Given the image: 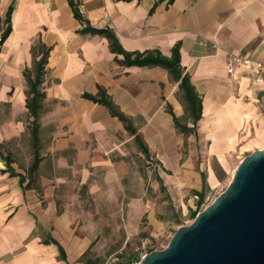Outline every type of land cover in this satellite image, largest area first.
Listing matches in <instances>:
<instances>
[{"label":"crops","instance_id":"1","mask_svg":"<svg viewBox=\"0 0 264 264\" xmlns=\"http://www.w3.org/2000/svg\"><path fill=\"white\" fill-rule=\"evenodd\" d=\"M71 1L81 20L69 0H0L1 25L12 9L0 46V264H103L102 249L137 237L143 216L152 227L137 154L159 158L165 175L176 173L171 183L199 197L225 179L234 156L264 144V0ZM86 27L110 30L131 54L170 58L178 45L198 118L180 80L161 66L124 64L106 37ZM43 56L33 141L27 78L34 80ZM233 56L252 66L232 64L229 73ZM100 94L124 121L86 98ZM22 137L27 171L13 147ZM190 142L205 154V171H194ZM45 160L47 171H39ZM156 180L163 189L164 177Z\"/></svg>","mask_w":264,"mask_h":264},{"label":"water","instance_id":"2","mask_svg":"<svg viewBox=\"0 0 264 264\" xmlns=\"http://www.w3.org/2000/svg\"><path fill=\"white\" fill-rule=\"evenodd\" d=\"M137 264H264V144L211 204Z\"/></svg>","mask_w":264,"mask_h":264},{"label":"rangeland","instance_id":"3","mask_svg":"<svg viewBox=\"0 0 264 264\" xmlns=\"http://www.w3.org/2000/svg\"><path fill=\"white\" fill-rule=\"evenodd\" d=\"M4 26H2V29ZM17 142V141H16ZM42 147L41 155L46 154V147ZM27 142L22 137L19 139L18 146L13 145L17 149L18 162L24 171L28 170L31 163L29 158V153ZM42 146V145H41ZM189 147L191 149L196 148L197 152L192 157V166L194 171H205L204 166L207 164V159L204 157V153L200 152V148L197 147L196 143L190 142ZM252 152V151H251ZM249 153L244 155H236L230 160L229 170L227 171V176L225 179L221 180L215 187L208 188L201 193V196H195L189 187L178 186L176 183H171L176 176L175 171L170 175H165L161 171V160L155 156L144 157L141 154H137L136 162L137 167L140 171H143L146 175V179L143 180L140 176L138 183L144 186V191H146V199L148 202L152 203L147 208V211L153 210V226L147 225L146 215L143 216L141 223L139 225L140 230L137 232V237L130 238L128 240L114 241L115 244L119 243L118 247L115 246L114 249L109 247H104L102 261L103 264H130L134 261L138 263L145 254L152 251H158L165 248L169 239L174 234L176 229L180 226L189 225L193 221V216L205 209L212 201L222 193L227 187L232 173L240 161L247 156ZM155 155V154H154ZM191 157L188 153V159ZM173 160L170 161L172 163ZM182 164L181 161H179ZM41 168L39 171L46 170V160L41 162ZM59 171H62L60 169ZM168 172V171H167ZM162 175L164 177L163 189L160 188V184L157 183L156 175ZM167 174V173H166ZM177 180H175L176 182ZM145 187L147 190H145ZM74 191L69 198V202H73L75 195L79 189L78 184L73 188ZM80 195L85 196V191L80 190ZM148 191V193H147ZM83 204H85V198L82 199ZM145 202V200H144ZM151 216V212L149 213ZM132 235V232L130 233ZM109 252V254H106ZM133 258L132 262L130 259Z\"/></svg>","mask_w":264,"mask_h":264},{"label":"trees","instance_id":"4","mask_svg":"<svg viewBox=\"0 0 264 264\" xmlns=\"http://www.w3.org/2000/svg\"><path fill=\"white\" fill-rule=\"evenodd\" d=\"M125 1H132V0H125ZM139 1V0H137ZM163 1V0H160ZM173 0H168L169 3H172ZM69 4L72 7V12L74 17L77 20H81V15L78 11V9L75 8L74 4L72 3L71 0H69ZM155 5L153 6L151 12L154 10ZM11 11L12 9H8L7 13H6V17L5 20L2 22H0V46L3 44L4 40L7 38V36L10 33V15H11ZM2 26H4V28L2 29ZM83 33L85 32H91L93 34H98L101 36H104L107 38V40L109 41V47L110 50L116 54H120L124 56V60L122 61L124 64H127L128 66H161L163 68H165L169 74H171L173 76V78H175L176 80H180V87L184 90L185 92V97L187 102L189 103V107L190 110L193 114H195V120L198 118V115H196V113H199L200 110V106L199 103L196 100V96L194 95L193 92V88L192 86L189 84V81L187 79L186 76L181 78V73L179 70V52H178V45H175L174 48L172 49V54L170 58H165L163 56H161L159 53L157 52H152V51H148L145 53H127L124 52L120 45L118 44L115 36L113 35V33L108 30H96L90 27H86L83 28L82 30ZM45 64V57L43 56L36 64V74H35V78L34 80H31L29 78H27V83L29 85V94L31 96H28L26 99V108L28 109L29 112V116L33 118V121L31 122V136L33 141H36L37 139V131H38V118H39V109H40V102L41 100L44 98V95L42 93H40L39 91V86L41 84V76H42V72H43V66ZM85 97V95H84ZM87 99L96 102V103H100L105 105L112 116L117 117L119 120L124 121L125 118L123 117V115L115 108V106L111 103V101H109V99L103 95L100 94L99 97H92V96H86ZM175 121V125L177 124L176 119H174ZM133 132V131H132ZM136 141L138 142L139 146L145 150V148L143 147L140 138L136 136ZM5 160L7 161V163L10 162L9 158L6 157ZM38 158L37 156L34 157L31 167H30V171H34L37 168L38 165ZM195 216H193L194 218ZM62 257V256H61ZM133 258L130 259V261L128 262H132ZM137 261H134L133 263H136ZM132 264V263H130Z\"/></svg>","mask_w":264,"mask_h":264},{"label":"built area","instance_id":"5","mask_svg":"<svg viewBox=\"0 0 264 264\" xmlns=\"http://www.w3.org/2000/svg\"><path fill=\"white\" fill-rule=\"evenodd\" d=\"M232 64H242V65H244L245 67H250V66H252V65L250 64V61H249L248 59H242L241 57L233 56V57L231 58V62H230V64L228 65V68H227V70H228L229 73H232V71H233ZM254 68H255V69H259V68H260V65L257 64V65L254 66ZM256 81L258 82L259 79L257 78V79L255 80V82H256ZM132 264H137V263H132Z\"/></svg>","mask_w":264,"mask_h":264}]
</instances>
